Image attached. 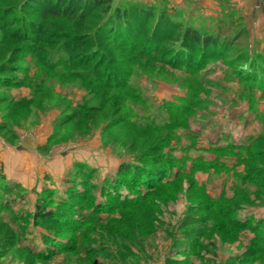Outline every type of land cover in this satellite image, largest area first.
<instances>
[{
  "label": "rangeland",
  "instance_id": "rangeland-1",
  "mask_svg": "<svg viewBox=\"0 0 264 264\" xmlns=\"http://www.w3.org/2000/svg\"><path fill=\"white\" fill-rule=\"evenodd\" d=\"M34 4L0 0V264H264V0ZM186 26L216 45L170 66Z\"/></svg>",
  "mask_w": 264,
  "mask_h": 264
},
{
  "label": "trees",
  "instance_id": "trees-1",
  "mask_svg": "<svg viewBox=\"0 0 264 264\" xmlns=\"http://www.w3.org/2000/svg\"><path fill=\"white\" fill-rule=\"evenodd\" d=\"M33 1L35 3L33 6L38 10L41 18H46L47 16L69 15L75 13L76 11L80 13L79 16L85 17L95 8H98L103 5H106L107 8L110 7V2H111V0H33ZM135 10H136L135 11L136 14L138 13L140 15V16L138 15L139 16L138 19L139 18L142 19L143 15L147 16L149 13L148 10H139V9H135ZM113 16L118 20L119 26L120 24H123L126 27L130 25V20L127 17L126 10L119 11V9H116ZM138 19L135 20L136 23L141 20ZM178 29L180 28L177 27V30ZM181 30H182V35L180 37L181 39L178 42L179 46L176 47L177 49L176 53H172V55L169 53L166 55V60L168 64L169 63L171 64L170 66H176L180 62V60H182L185 54H183L181 50L183 51L185 50V48H188L189 51H191V53L193 54L195 52L193 46H196L197 52L195 53H197V55L201 54L204 57L205 55L207 56L208 51L212 50V48L216 45L217 42L216 38L211 34H208L206 32L201 33L197 29L191 28L190 26L181 28ZM78 47H80V45ZM105 85L108 84L106 83ZM120 172L126 175L125 173L128 172V168L126 167L124 168V170L123 169L122 171L120 170ZM0 181L7 182L1 167H0ZM52 214L53 213L51 211H47L43 205L37 206L36 215H38V217L51 218ZM235 220L237 221V219Z\"/></svg>",
  "mask_w": 264,
  "mask_h": 264
},
{
  "label": "crops",
  "instance_id": "crops-1",
  "mask_svg": "<svg viewBox=\"0 0 264 264\" xmlns=\"http://www.w3.org/2000/svg\"><path fill=\"white\" fill-rule=\"evenodd\" d=\"M10 144L5 145V142L3 141V145L0 144V160L3 161V165L5 167V170L7 171V174L10 176H13L15 174H17L16 172L21 168L22 166V162L21 160L17 157V156H12L7 163L6 162V153L9 151L10 148H12V146ZM7 147V148H6ZM6 150V151H5ZM2 165V164H0ZM2 168V172H3V166ZM14 178V180L16 181H21L19 177H12Z\"/></svg>",
  "mask_w": 264,
  "mask_h": 264
}]
</instances>
